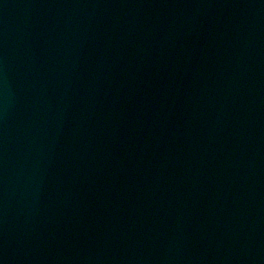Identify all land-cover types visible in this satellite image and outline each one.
Wrapping results in <instances>:
<instances>
[{"label": "water", "instance_id": "water-1", "mask_svg": "<svg viewBox=\"0 0 264 264\" xmlns=\"http://www.w3.org/2000/svg\"><path fill=\"white\" fill-rule=\"evenodd\" d=\"M0 264H264V0H0Z\"/></svg>", "mask_w": 264, "mask_h": 264}]
</instances>
